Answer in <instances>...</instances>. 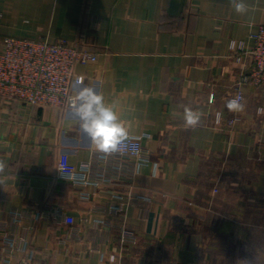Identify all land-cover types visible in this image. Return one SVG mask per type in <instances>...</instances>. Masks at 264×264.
<instances>
[{
  "label": "crops",
  "instance_id": "0c3cea01",
  "mask_svg": "<svg viewBox=\"0 0 264 264\" xmlns=\"http://www.w3.org/2000/svg\"><path fill=\"white\" fill-rule=\"evenodd\" d=\"M245 2L241 15L230 0H0V46L89 47L82 86L151 154L141 166L104 156L70 107L0 99V264H264V85H244L243 112L226 107L252 67L231 44L264 23V0ZM186 107L200 123H185ZM62 153L99 182L92 199L59 177Z\"/></svg>",
  "mask_w": 264,
  "mask_h": 264
},
{
  "label": "built area",
  "instance_id": "2783aa9c",
  "mask_svg": "<svg viewBox=\"0 0 264 264\" xmlns=\"http://www.w3.org/2000/svg\"><path fill=\"white\" fill-rule=\"evenodd\" d=\"M231 49V56L236 61L243 62L247 56L252 60L249 75L246 72L241 74L232 96L239 95L244 101L243 87L247 82L264 85V23L259 25L248 41H234ZM97 59L98 55L82 42L5 37L0 46V99L20 100L38 106L69 107L70 98L74 95L71 92L72 84L77 78H82V83L84 81L83 75L74 72L75 65L95 62ZM213 100L212 93L210 101ZM118 154L130 159L136 166L151 161L150 151L144 147L140 136L129 135ZM58 174L81 190L82 199L90 200L95 195V191L91 192L88 188H97L99 182L91 179L89 167L73 166L66 153L60 155ZM115 197L122 199L120 195ZM124 205L112 204L110 210L122 211ZM121 241L136 243L137 237L129 228H123Z\"/></svg>",
  "mask_w": 264,
  "mask_h": 264
},
{
  "label": "clouds",
  "instance_id": "9594fccd",
  "mask_svg": "<svg viewBox=\"0 0 264 264\" xmlns=\"http://www.w3.org/2000/svg\"><path fill=\"white\" fill-rule=\"evenodd\" d=\"M236 13L244 15L249 11L245 0H230ZM74 85L78 89L70 98L71 115L80 130L89 138L91 149L104 156L121 152L129 139V130L119 118L113 105L106 104L103 94L93 87L82 86V78H77ZM230 112H243L245 104L239 95L226 103ZM258 111L264 112V109ZM203 113L185 108L183 118L188 126H195L201 121ZM219 117V113L217 114Z\"/></svg>",
  "mask_w": 264,
  "mask_h": 264
},
{
  "label": "rangeland",
  "instance_id": "374dc122",
  "mask_svg": "<svg viewBox=\"0 0 264 264\" xmlns=\"http://www.w3.org/2000/svg\"><path fill=\"white\" fill-rule=\"evenodd\" d=\"M260 112V111H259ZM203 264V263H202Z\"/></svg>",
  "mask_w": 264,
  "mask_h": 264
}]
</instances>
